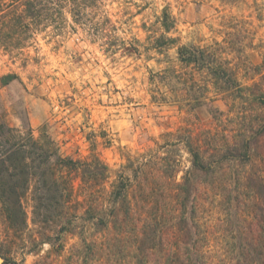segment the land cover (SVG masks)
<instances>
[{
    "label": "rangeland",
    "instance_id": "374dc122",
    "mask_svg": "<svg viewBox=\"0 0 264 264\" xmlns=\"http://www.w3.org/2000/svg\"><path fill=\"white\" fill-rule=\"evenodd\" d=\"M164 8L175 20L168 32L160 22ZM105 9L117 29L101 37L68 26L61 33L40 31L14 53L0 49V122L30 128L36 137L46 133L62 157H98L109 168V182L128 160L146 153L176 160L171 180L181 182L192 166L184 144L189 133L207 155L223 153L227 141L250 138L258 108L236 88L264 82V0H114ZM162 34L175 42L156 46ZM181 45L217 49L236 84L216 89L206 70L180 62ZM6 74L16 77L2 86ZM252 150L249 161L223 165L214 176L191 178L205 209L199 222L218 225L224 217L216 206L219 191L204 178L225 182L253 172L264 175L261 150ZM71 176L76 183L75 172ZM31 205L27 197L22 233L10 229L0 214L4 264H66L81 243L79 236L62 233L51 243L33 245L44 228L35 223ZM235 216L223 225L230 233L223 231L212 241L216 248L217 243L241 241L236 229L243 213ZM59 224L52 217L47 233L55 236Z\"/></svg>",
    "mask_w": 264,
    "mask_h": 264
},
{
    "label": "trees",
    "instance_id": "16d2710c",
    "mask_svg": "<svg viewBox=\"0 0 264 264\" xmlns=\"http://www.w3.org/2000/svg\"><path fill=\"white\" fill-rule=\"evenodd\" d=\"M109 1L114 0H0V49L14 53L36 33L47 29L61 33L68 26L72 30L80 26L94 37L106 35L117 29L105 9ZM160 22L167 32L175 25L166 8ZM174 42L162 34L154 44ZM177 53L184 65L206 70L216 89L236 84L217 49L181 45ZM15 77L3 75L1 85ZM262 87L260 81L236 88L258 108L250 138L227 141L223 153L210 156L188 134L184 144L192 166L181 182L171 180L177 161L159 153L128 160L109 182V168L98 157H62L46 133L36 137L30 128L22 131L0 122V214L10 229L22 233L27 221L25 201L30 198L34 221L45 231L33 245L51 243L62 233L79 236L81 243L73 247L66 264H264V175L253 172L225 182L204 178L219 191L216 206L224 217L217 219L218 225L198 221L205 209L191 180L197 173L214 176L223 165L249 161L253 146L264 157ZM233 214L241 224L236 229L241 241L217 243L216 248L213 242L223 231H230L223 225L231 223ZM54 216L60 224L51 236L45 228Z\"/></svg>",
    "mask_w": 264,
    "mask_h": 264
},
{
    "label": "water",
    "instance_id": "95a60500",
    "mask_svg": "<svg viewBox=\"0 0 264 264\" xmlns=\"http://www.w3.org/2000/svg\"><path fill=\"white\" fill-rule=\"evenodd\" d=\"M0 264H4V260L0 257Z\"/></svg>",
    "mask_w": 264,
    "mask_h": 264
}]
</instances>
